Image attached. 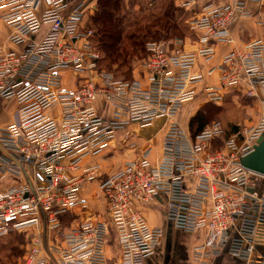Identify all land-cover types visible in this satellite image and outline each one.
I'll return each instance as SVG.
<instances>
[{"label": "built area", "instance_id": "2783aa9c", "mask_svg": "<svg viewBox=\"0 0 264 264\" xmlns=\"http://www.w3.org/2000/svg\"><path fill=\"white\" fill-rule=\"evenodd\" d=\"M196 1L178 6L190 11ZM89 2L0 0V32L10 30L0 43V100L18 104L12 124L0 127V179L13 182L0 190V236L42 228L19 264H108L112 243L116 264H147L164 230L137 206L153 204L174 229L205 232L193 250L197 264L223 254L264 264V176L242 164L264 134V115L229 137L219 120L195 134L178 121L205 83L194 73L197 60L209 62L216 44L232 43V27L255 17L248 5L264 0L206 3L188 19L192 43H148L140 77L129 80L102 67L96 30L85 25L95 8ZM218 70V85L203 89L209 104L244 84L264 89V40L225 55ZM158 121L165 122L159 148L141 135ZM118 147L133 155L118 171L85 166ZM92 183L106 217L83 196Z\"/></svg>", "mask_w": 264, "mask_h": 264}, {"label": "crops", "instance_id": "0c3cea01", "mask_svg": "<svg viewBox=\"0 0 264 264\" xmlns=\"http://www.w3.org/2000/svg\"><path fill=\"white\" fill-rule=\"evenodd\" d=\"M210 1L218 2L220 4L233 2V0H197L192 10H185L186 17L188 19H190L193 15H197L199 17L201 7ZM181 2L182 0H178V5H180ZM248 9L255 14V17L239 20L232 27L231 31L233 42L229 44H216V55L211 61L206 62L203 59H198L195 64L194 73L204 75L205 83L196 86L198 97L192 104L187 106L189 107L191 105L192 107H195L193 114L190 117H187L186 114H182L181 112L178 118V121L183 126V128H185L191 134L195 133L197 130H200V128L204 129L209 126V124L204 126L205 121L201 120L200 117H197L199 113H203L206 110L204 108L205 106L208 108L209 106L214 105L207 102L203 94V89L208 85H218V77L220 74L218 66L221 63L222 58L227 54L243 49L244 46L250 42L259 39L264 40V26L257 24V21L264 17V5L250 3L248 5ZM3 28L7 27L4 26ZM5 40L6 37L2 38L0 43H5ZM9 48L19 49L15 46H9ZM194 49L195 48L193 46L188 48L189 51H194ZM213 68H216V70L212 75H209V71ZM141 73L142 68L138 66L134 71L133 76L140 77ZM15 106L16 108L12 110L11 108ZM213 107L219 111V114L224 116V118L219 121L223 123L227 132V136L229 137L230 135L236 134L240 131H243L244 129H250L259 123L262 116L264 115V89L260 88L259 86H248L247 84H244L238 89L227 91L224 101L220 104H215ZM17 109L18 104L15 100H0V127H7L8 125L12 124ZM164 123L165 122L162 121L156 122V124L146 129L141 135L143 137L154 136V139L157 136H160L161 144ZM153 128L156 131H151ZM123 135L124 134L121 133L120 137H123ZM106 157V155L95 157L94 159H96V161H94V159H88L85 161V166L101 164L103 172L111 174L118 171L122 167V163L125 160L123 157L115 169L106 170L104 164V162H106ZM2 182L3 183L0 184V190L5 189L13 183L8 177L3 178ZM90 185H94L95 189L97 188V184L92 183L86 185L85 189ZM84 192L85 190L83 191V196L88 198V195L86 193L84 195ZM94 200L98 201L95 197ZM90 201L91 210L96 212L97 208L93 205V201ZM137 209L142 212L143 217L151 226L160 227L164 230L161 245L155 255L148 260L147 264H197L193 250L195 247L201 245L204 242L205 232L186 234L174 229L169 223L166 222L163 210L159 207H154L153 204L151 206L138 204ZM109 251L111 256H109L108 264H113V259H116V264L118 251L116 250V254L114 251H112V249H109ZM208 264H235V259L228 254H223L221 256L211 258L208 260Z\"/></svg>", "mask_w": 264, "mask_h": 264}, {"label": "rangeland", "instance_id": "374dc122", "mask_svg": "<svg viewBox=\"0 0 264 264\" xmlns=\"http://www.w3.org/2000/svg\"><path fill=\"white\" fill-rule=\"evenodd\" d=\"M151 2L152 0H110L108 2L103 1L100 3L99 0H90L89 3L95 5L96 9H88L87 18L85 21L86 28L93 27L96 30V37L94 40L102 50V47L99 45L100 42L98 41V23L95 21V19L100 17L101 9L104 8L105 3H108V9L111 10L110 12H112L115 18L120 19L121 28L123 31L121 43L123 46H126L128 50H132V35L135 36L136 39L144 42L143 48L145 44L147 45L151 42H159L161 40L170 41L174 40L175 38H182L186 40V42L192 43V39H194L193 31L188 23L186 11L177 7L178 0H157L153 3ZM172 6V24L175 25V29L171 28L170 26L168 28H160L159 25L161 22H157V19L164 14L167 8H171ZM116 10H119L117 12V16L115 14ZM45 31L46 28H43L42 32ZM9 33L10 30H8L7 28H3L0 32V42L1 39L6 37ZM144 57V52L141 51L138 56L136 55L131 58L129 57L130 61L128 65L120 66V64H112V67L109 66V69L111 70L107 68L105 69L111 72L117 80H129L133 77L134 72H132V70L135 71L136 68L142 64ZM66 83H68L69 85H73V82L70 83V81H66ZM213 106L214 105L209 106L208 108H206V106L204 107L206 109L204 111L206 117L204 118L207 119L209 125H211L213 121L221 120L224 118V116L219 114V111L216 110ZM15 108L16 106L12 107L11 109L14 110ZM186 108L183 109L182 114H186L187 117H190L193 114L195 107H192L190 105L189 107L186 106ZM151 131L156 130L153 128ZM143 141L144 139L141 140V142ZM137 143L140 144L139 142ZM153 144L158 148L160 144V136H157L153 140ZM123 157L124 159L132 158L133 155H129V153H127L126 151L121 150L120 147H118L117 150L111 151L108 154V157H106V162H104L106 170L115 169L119 165ZM94 161H96V159H94ZM1 183L3 182L0 179V184ZM84 190V195L86 193L88 195V198L93 201V205L97 208L96 213H98V215L101 214L102 216L106 217V214L104 213V204L102 198L100 197L98 201L94 200V193H98L97 188L95 189L94 185H90L86 187V189L84 188ZM42 231L43 230L41 228L28 232L12 233L9 235L0 236V264H19L23 262L28 253L31 241L38 237H44ZM109 249H112V251H114V253L116 254V244L112 243L107 248L108 257L111 256ZM113 260L114 262L112 263L115 264L116 259Z\"/></svg>", "mask_w": 264, "mask_h": 264}, {"label": "trees", "instance_id": "16d2710c", "mask_svg": "<svg viewBox=\"0 0 264 264\" xmlns=\"http://www.w3.org/2000/svg\"><path fill=\"white\" fill-rule=\"evenodd\" d=\"M99 1L101 3L103 1L108 2L110 0H99ZM171 10H173V6L171 8H167L164 14L157 19V22H161L159 25L160 28H168L170 26L171 28L175 29V25L172 24L173 13H171ZM110 11L111 10L108 9V3H105L104 8L101 9L100 17L95 19V21L98 23L97 31L99 34V38H98V41L100 42L99 45L102 47L103 50V58L101 64L103 68H107V69H109V66L112 67L113 65H119V64L120 66L128 65L130 58L136 55L138 56V54L141 51H143L145 55V46H146L145 44L143 48L144 42L136 39V37L133 35L131 37L132 50H128L126 46H123L121 43L123 31L121 28L120 19L115 18V16ZM118 11L119 10H116L115 12L116 16ZM134 40L136 41V43ZM132 72L134 71L132 70ZM199 117L201 118V120L205 121L204 126L208 124L207 119L204 118L206 117V114L204 112L199 113L197 118ZM201 129L203 128H200V130H197L195 133L201 131Z\"/></svg>", "mask_w": 264, "mask_h": 264}, {"label": "water", "instance_id": "95a60500", "mask_svg": "<svg viewBox=\"0 0 264 264\" xmlns=\"http://www.w3.org/2000/svg\"><path fill=\"white\" fill-rule=\"evenodd\" d=\"M242 164L247 169L264 176V134L258 141L254 151L243 158Z\"/></svg>", "mask_w": 264, "mask_h": 264}]
</instances>
